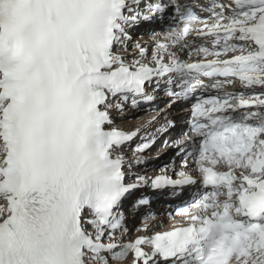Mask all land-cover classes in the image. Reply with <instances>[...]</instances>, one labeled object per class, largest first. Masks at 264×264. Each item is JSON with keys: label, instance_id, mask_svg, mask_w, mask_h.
<instances>
[{"label": "snow or ice", "instance_id": "snow-or-ice-1", "mask_svg": "<svg viewBox=\"0 0 264 264\" xmlns=\"http://www.w3.org/2000/svg\"><path fill=\"white\" fill-rule=\"evenodd\" d=\"M167 12L164 42L151 52L137 43L132 62L118 54L131 25ZM175 46L201 58L181 61ZM173 74L188 77L174 95L222 94L197 100L191 131L201 139L178 178L151 187L195 183L190 157L212 190L178 209L186 225L131 239L119 209L148 177L125 183L114 153L139 129L108 128L109 99L150 101L146 84ZM130 255L129 264H264V0H209L199 12L179 0H0V264Z\"/></svg>", "mask_w": 264, "mask_h": 264}, {"label": "bare ground", "instance_id": "bare-ground-1", "mask_svg": "<svg viewBox=\"0 0 264 264\" xmlns=\"http://www.w3.org/2000/svg\"><path fill=\"white\" fill-rule=\"evenodd\" d=\"M149 24L148 21H141L137 25H131L128 29L129 35L131 36V39L126 41L127 47L126 50L124 48H117L118 54L123 55L128 62H132L135 59H139V52L136 49L137 43L142 45L143 47H146L151 52L152 49L155 48V45L157 42H164V34L167 31H159L154 30L151 31V28H148L147 25ZM190 39V38H189ZM194 38H191L192 40ZM198 39H195V42ZM170 51H173L176 53L177 56L182 58H187L190 54L192 55V59H200L201 57L197 56L196 53L192 50H189V48H184L180 46H175L170 49ZM151 57L149 56V60ZM157 79L159 82L157 83ZM164 78H154L153 82L150 84H146V92L147 93H156L157 95H160V89H156V87H159L162 85V81ZM113 107L109 108L108 111L115 115L117 118L116 125L119 127H122L124 129H129L131 131H136L139 129L137 135L135 136V143H144L147 141H150L153 138H158V144L163 142L164 138L169 136L172 140L177 139V134L180 133L183 129L186 128V119L188 117V111L189 108L186 109H176L175 106H171L168 108H160L156 112L153 113H138L139 111H135L132 107H129L124 101L119 100V98H116L113 101H109ZM117 103L123 104V109L126 107L128 109L125 110L124 113L128 115H136L137 117L126 119L124 115L121 117L120 120L118 118L120 117V109L116 108L115 105ZM125 114V115H126ZM168 119H171L175 122L174 127H162L163 124L166 123ZM162 134V137H159ZM183 136L180 135L178 139H182ZM130 144H124L121 146V148H118L117 151L114 153V155L122 156L124 159V169L127 170L129 173L138 171L140 168V157L146 156V155H152L154 157V154L161 153L166 154L163 156V158L168 157L167 154H170L172 150L170 148L168 149H159L156 152H152L153 149L147 150L144 154H141L140 151L131 152L129 150ZM169 150V151H168ZM170 155H173L172 153ZM161 156V157H162ZM156 162H154L155 164ZM158 163V162H157ZM164 166H161L160 170H163ZM176 172L181 170L180 164H174V168ZM186 171L188 173L192 174V168L191 164L189 163V166L187 167ZM158 173H153L152 175H156ZM195 178V177H194ZM197 182V181H196ZM194 186V184H193ZM192 189V186H186L184 188L183 192H189ZM147 193V192H146ZM152 192H150L151 194ZM137 190L133 191L128 198L121 204L123 208V212L125 213V219H126V226L128 227L129 231V238L135 239V237L139 236L140 234H148L150 230L158 228L164 221L165 217H156L154 219L147 217V209L146 207H136L134 204V199L136 198ZM172 200L166 199L164 196H158L157 199L154 201H150V207L151 209H157V210H164L167 208V204L171 202ZM137 215H140L141 218H143L142 222H139L136 227H132V225L137 221ZM147 220V223L149 224V230H144V224ZM137 229H140V231H137ZM131 255L129 256L128 260L125 261V264H129L131 260Z\"/></svg>", "mask_w": 264, "mask_h": 264}, {"label": "rangeland", "instance_id": "rangeland-1", "mask_svg": "<svg viewBox=\"0 0 264 264\" xmlns=\"http://www.w3.org/2000/svg\"><path fill=\"white\" fill-rule=\"evenodd\" d=\"M176 109H178V108H176ZM125 110L120 111V115L121 116L124 115V117L126 119L127 118L128 119L134 118V117H137L136 115H138V114H135V115H131L130 116V115L126 114L127 112H129V110L126 113H124ZM129 113H131V112H129ZM161 145H162V142L160 144L156 143L155 146L152 147V149H153L152 152H154V151L156 152L157 150H159ZM129 150L131 152L135 151L134 148H133V145L130 146ZM162 155H164V154L157 153V154H154V157H152V155L151 156L150 155H146V156L140 157L139 158L140 159L139 164H140V168H142V171H134V172H131V174L128 175L129 172L127 170H125V173H127V175L129 177L132 176L131 178H137L138 175L148 177V176H150L153 173H160V169H158V168H160L161 166L165 165L166 163H169V162L160 163V160L163 158ZM171 156H173V155H171ZM169 161L171 162V160H169ZM154 162H156V163L154 164ZM178 163L179 162H175L174 164H178ZM165 171L169 172V174H173V175H175V173H176V171L173 170V169L172 170H165ZM140 217H141L140 215H137V221L133 224L134 227L136 225H138V223L141 221Z\"/></svg>", "mask_w": 264, "mask_h": 264}, {"label": "trees", "instance_id": "trees-1", "mask_svg": "<svg viewBox=\"0 0 264 264\" xmlns=\"http://www.w3.org/2000/svg\"><path fill=\"white\" fill-rule=\"evenodd\" d=\"M170 154L172 153V154H174L175 153V150H172L171 152H169ZM170 154H167V156L169 155L170 156ZM166 154H164L163 156H165ZM138 171H142V170H138Z\"/></svg>", "mask_w": 264, "mask_h": 264}, {"label": "water", "instance_id": "water-1", "mask_svg": "<svg viewBox=\"0 0 264 264\" xmlns=\"http://www.w3.org/2000/svg\"><path fill=\"white\" fill-rule=\"evenodd\" d=\"M153 176V175H152Z\"/></svg>", "mask_w": 264, "mask_h": 264}]
</instances>
